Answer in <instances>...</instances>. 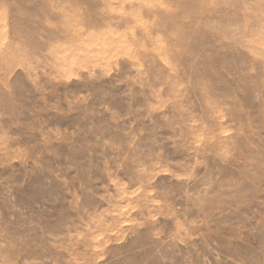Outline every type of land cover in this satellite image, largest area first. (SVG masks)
<instances>
[{
    "label": "rangeland",
    "instance_id": "1",
    "mask_svg": "<svg viewBox=\"0 0 264 264\" xmlns=\"http://www.w3.org/2000/svg\"><path fill=\"white\" fill-rule=\"evenodd\" d=\"M0 264H264V0H0Z\"/></svg>",
    "mask_w": 264,
    "mask_h": 264
}]
</instances>
